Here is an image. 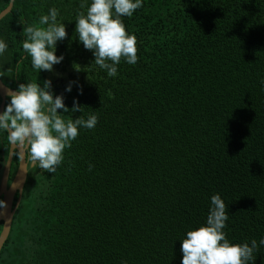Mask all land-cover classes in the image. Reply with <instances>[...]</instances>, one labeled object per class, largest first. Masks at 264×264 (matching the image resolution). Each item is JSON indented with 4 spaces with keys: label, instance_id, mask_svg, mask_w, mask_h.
<instances>
[{
    "label": "trees",
    "instance_id": "trees-1",
    "mask_svg": "<svg viewBox=\"0 0 264 264\" xmlns=\"http://www.w3.org/2000/svg\"><path fill=\"white\" fill-rule=\"evenodd\" d=\"M53 7L66 28L55 53L64 59L39 72L22 49L23 27L39 26ZM86 7L15 0L0 21L7 86L55 79L54 95L69 108L74 98L84 106L65 119L98 117L94 128L78 130L56 173L29 169L0 264H181V239L205 223L214 194L226 205V238L259 243L264 0H142L122 17L136 36L137 62L121 58L115 77L78 41L75 17ZM254 255L264 264V247Z\"/></svg>",
    "mask_w": 264,
    "mask_h": 264
},
{
    "label": "clouds",
    "instance_id": "clouds-1",
    "mask_svg": "<svg viewBox=\"0 0 264 264\" xmlns=\"http://www.w3.org/2000/svg\"><path fill=\"white\" fill-rule=\"evenodd\" d=\"M77 11L75 33L83 47L92 51L94 63L106 71L108 77L117 75L121 58L128 64L137 62L136 36L126 31L122 17H131L142 7V0H80ZM9 7H12L10 0ZM58 9L49 8L47 14L38 17L39 26H24L23 51L30 56L34 69L52 71L63 55H56V44L67 33L64 23H58ZM25 24L23 18L18 21ZM8 48L0 38V56ZM74 82H69L64 91L70 92ZM264 91V79L260 81ZM82 94V88L78 86ZM9 101L0 112V132L6 133L10 146L8 157L16 156L48 173H56L64 160V149L78 136V130L92 129L98 122L95 113L65 119V113L83 112L84 106L73 99L71 108L65 105L63 94L54 95L51 81L45 79L43 86L37 82L21 83L15 91L8 92ZM62 109V112H58ZM7 163V161H5ZM92 165H89L91 170ZM5 201L0 199V209ZM228 213L219 194L210 197L205 223L189 230L181 239V264H255L254 253L264 247V236L244 243H231L223 229Z\"/></svg>",
    "mask_w": 264,
    "mask_h": 264
},
{
    "label": "water",
    "instance_id": "water-1",
    "mask_svg": "<svg viewBox=\"0 0 264 264\" xmlns=\"http://www.w3.org/2000/svg\"><path fill=\"white\" fill-rule=\"evenodd\" d=\"M15 0H11L12 7H7L0 13V21L11 12L14 6ZM15 91V89L7 86L2 79L0 78V96L2 98V103L0 105V112H2L6 105V100L8 98V92ZM13 156L8 157L7 163L5 166L1 167L0 161V198H3L5 201V207L0 209V226L3 224L2 231L0 233V252L4 247L13 225L14 216L19 208L21 203L24 188L27 182L28 177V163L25 160H19V165L16 170V173L9 184L11 168H12ZM2 170V172H1ZM18 195L16 204L15 198Z\"/></svg>",
    "mask_w": 264,
    "mask_h": 264
},
{
    "label": "flooded vegetation",
    "instance_id": "flooded-vegetation-1",
    "mask_svg": "<svg viewBox=\"0 0 264 264\" xmlns=\"http://www.w3.org/2000/svg\"><path fill=\"white\" fill-rule=\"evenodd\" d=\"M9 3H10V1L8 2V4H6V6L4 7V9H6L8 6H9ZM5 4V0H0V8L3 6ZM14 7V6H13ZM4 9H2L1 11H0V13L4 10ZM13 9V8H12ZM11 12H12V10H11ZM10 13V12H9ZM59 79V78H58ZM51 81V84H52V87L54 86V84H55V79L54 80H50ZM2 99V98H1ZM1 103H2V100L0 101V105H1ZM8 146V151H9V149H10V146H9V144L7 143V140H6V136H4L3 134H2V132H0V161H1V167H2V170H3V167L5 166V161H7V159H8V154L6 155L5 154V151H6V147ZM7 156V157H6ZM6 157V158H5ZM15 158H16V156H13V161H12V168H11V174H10V180H9V184L11 183V181H12V179H13V177H14V175H15V173H16V171L14 172V174H13V176L11 177V175H12V171H13V168L15 167V165H16V161H15ZM17 165H19V160H18V162H17ZM31 167H34L31 163H28V170L31 168ZM18 168V167H17ZM2 170H1V172H2ZM28 175H29V172H28ZM27 179H28V177H27ZM16 199V198H15ZM2 200H3V198H2ZM15 203V202H14ZM3 225V224H2Z\"/></svg>",
    "mask_w": 264,
    "mask_h": 264
}]
</instances>
